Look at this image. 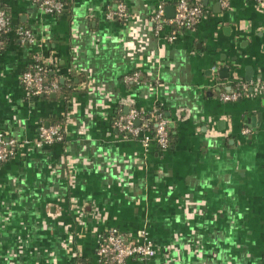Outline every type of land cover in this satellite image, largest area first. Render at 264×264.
Masks as SVG:
<instances>
[{
	"label": "crops",
	"instance_id": "crops-1",
	"mask_svg": "<svg viewBox=\"0 0 264 264\" xmlns=\"http://www.w3.org/2000/svg\"><path fill=\"white\" fill-rule=\"evenodd\" d=\"M36 1L0 0V134L35 143L41 125L64 119V140L17 147L0 165V264H99L110 229L155 247L124 264H264V93L219 98L264 84V9L183 0L200 5V22L155 37V8L169 20L180 0H65L60 15ZM119 2L128 22L107 21ZM21 29L35 44L20 42ZM36 65L64 93L28 96L20 79ZM133 72L150 85L124 84ZM124 101L163 111L168 149L115 130Z\"/></svg>",
	"mask_w": 264,
	"mask_h": 264
},
{
	"label": "built area",
	"instance_id": "built-area-1",
	"mask_svg": "<svg viewBox=\"0 0 264 264\" xmlns=\"http://www.w3.org/2000/svg\"><path fill=\"white\" fill-rule=\"evenodd\" d=\"M256 6L264 9V0H255ZM36 3L47 15H60L64 9L65 4L60 0H40ZM203 16V9L200 5L189 4L186 1L180 0L174 7V16L172 19L167 20L164 14V7L159 5L155 8L154 13L151 15L149 21L153 27V34L158 37L167 27L177 29H192L201 20ZM128 10L123 2H119L113 9H108L105 13L107 21H119L126 23L129 20ZM9 30V17L7 12L0 7V50L3 49L4 44L2 37L6 35ZM175 31L167 36V41L174 40ZM19 40L24 45L35 44V38L32 33L27 29H21L18 32ZM38 59L35 63H38ZM46 71L39 65L34 66L30 70L23 73L20 82L23 90L30 97L48 96L58 91L59 87L56 82L47 83L45 80ZM122 81L126 85H150V81L141 76L138 72H133L125 75ZM249 89H252L255 94L260 95L264 93V84L246 83L239 84L236 90L232 93H221L220 101L223 103H234L249 95ZM129 106L128 112L124 115H118L114 121L115 130L123 137L139 140L140 143L146 147L150 143H155L161 150L168 148V122L162 119L161 113L154 110L155 125L154 132L150 133L144 126L141 127L142 118L139 112L133 108L130 101H124ZM64 135H62L60 128L57 126L45 127L41 125L38 129V138L35 143H18L13 139H7L0 134V165L5 163L14 154L17 147L33 146L41 148L54 143L63 142ZM139 240H124L123 237L113 229H110L100 237L97 242L96 258L99 264H124L127 260L133 258H148L155 255V247L147 239Z\"/></svg>",
	"mask_w": 264,
	"mask_h": 264
},
{
	"label": "trees",
	"instance_id": "trees-1",
	"mask_svg": "<svg viewBox=\"0 0 264 264\" xmlns=\"http://www.w3.org/2000/svg\"><path fill=\"white\" fill-rule=\"evenodd\" d=\"M62 1L64 4H65V0H60ZM66 5V4H65ZM4 37H2V40H3V44H4ZM145 79V78H144ZM45 80L47 83H53L55 79H53L49 73H46V77H45ZM59 89L56 93H64L65 91V86L64 85H61L59 83V81H56ZM121 110V109H120ZM158 112L161 113V116H162V119L166 120L164 118V113L161 109H158ZM139 112V111H138ZM141 118L143 119L142 122H141V127L144 126V129H147L150 133H153L154 132V125H155V120H154V115L153 114H144V113H141L139 112ZM120 115H122V112H120ZM64 120V119H63ZM62 119L61 120H56L53 124L49 125V126H57L60 128V131L62 133V135H64V121ZM167 121V120H166ZM167 131H168V139H169V142H168V148L171 146V143H172V137H171V134H170V130H169V124H167ZM167 148V149H168Z\"/></svg>",
	"mask_w": 264,
	"mask_h": 264
}]
</instances>
